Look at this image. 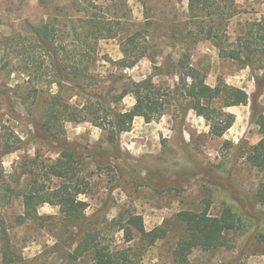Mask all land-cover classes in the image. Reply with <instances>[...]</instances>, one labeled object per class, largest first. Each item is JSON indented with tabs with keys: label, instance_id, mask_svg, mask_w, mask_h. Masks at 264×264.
I'll use <instances>...</instances> for the list:
<instances>
[{
	"label": "rangeland",
	"instance_id": "obj_1",
	"mask_svg": "<svg viewBox=\"0 0 264 264\" xmlns=\"http://www.w3.org/2000/svg\"><path fill=\"white\" fill-rule=\"evenodd\" d=\"M215 1L222 8L223 18L234 14L226 31L229 42L243 44L242 37L250 31L258 36L257 24L264 27V0ZM90 4L89 14L110 22L129 21L123 26L112 25L114 34L138 30L134 25L144 21V4L156 19L172 20L177 16L180 21L190 22L188 0H91ZM84 8L74 5V0H0V142L11 134L21 140L19 151L0 160L1 180L14 189L11 197L6 189L0 191V264L7 242L15 264H68L60 253L65 249L59 246L56 251L54 246L60 242V235L67 238L69 232L75 231L57 225L58 207L44 205L38 209L43 220L19 225L24 211L18 194L29 180L26 176L21 178L25 166L42 177L43 182L47 179L46 166L62 158L53 143L34 136V124L43 114L41 105H32L30 99L28 107L23 106L20 99L32 87L40 88L37 94L40 98L57 94L56 86L47 87L50 79L46 64L41 50L33 43L31 28L52 23L61 30L60 34H74L75 28L80 32L79 24L73 20L87 14ZM22 47L27 52L24 57L18 53ZM99 51L112 62L99 64L102 75L124 74L139 82L156 73L154 63L147 59L133 69H126L117 40L100 42ZM192 54L191 64L206 75L210 87L222 81L242 89L264 113V65L258 59L248 67L223 60L218 49L206 41L199 43ZM155 63L161 66L163 60ZM174 82L182 85L179 77L154 78L156 85L167 89H172ZM64 95L69 98L72 93L65 91ZM73 102L82 104L84 99L79 97ZM133 105L134 100L126 98L120 109H131ZM252 108L249 103L227 109L233 125L222 138H215L204 119L193 111L181 114L173 106L158 122L147 124L137 118L131 132L121 136L119 150L109 148L104 133L90 123L66 124L64 139L78 152L80 161L75 166L80 178L88 184L87 194L80 199L88 205L86 215L95 224L100 240L113 248L134 247L138 264H174V250L183 235L178 214L208 209L212 218H218L223 208L235 207L233 196L226 192L228 187L243 195H255L264 187V174L252 168L243 155L263 138L251 120ZM98 148L106 151L99 153L103 159L99 166L88 157L89 152ZM118 169L127 175L118 176ZM132 175L147 178L156 188L134 182ZM58 183L53 180L44 184L53 187ZM256 209L260 213L254 211L255 218L264 220L262 207L257 205ZM131 215L142 217L147 231L164 228L167 237L146 250L138 249L136 242L125 244L124 233L113 234L107 225L127 220ZM242 224L249 229L229 233L228 248L214 252L195 250L189 264H264V242L252 238L253 223L244 218Z\"/></svg>",
	"mask_w": 264,
	"mask_h": 264
},
{
	"label": "trees",
	"instance_id": "obj_2",
	"mask_svg": "<svg viewBox=\"0 0 264 264\" xmlns=\"http://www.w3.org/2000/svg\"><path fill=\"white\" fill-rule=\"evenodd\" d=\"M90 3L91 0H74V5L85 7L87 13L73 20L79 24L80 32L75 28L74 34H60L61 30L52 23L31 28L33 43L43 54L46 75L50 79L46 86H56L57 94L40 98L37 95L40 88L32 87L27 96L20 99V103L28 107L32 99V105H41L43 114L40 121L34 124V136L39 141L53 143L62 158L46 166L45 181H59L53 187L46 186L45 181L41 182L42 177L25 166L21 178L26 176L29 180L18 194L22 198L24 211L19 225L43 220L39 217L38 209L44 205L58 207L60 219L57 225L75 231L69 232L67 238L60 235V242L54 246L56 251L59 246L65 249L60 253L68 264H138L134 247L108 246L100 240L95 224H91V219L87 217L88 205L80 198L87 194L88 184L80 178L75 166L80 161L78 152L73 144L64 139L66 124L90 123L104 133L109 148L119 150L121 136L131 132L137 118L144 119L147 124L158 122L168 109L175 106V110L184 115L193 111L206 121L213 137L222 138L233 125V118L226 110L251 103V120L263 138L243 155L252 168L264 174V113L242 89L222 81L216 87H210L206 83V75L191 64L193 50L199 43L206 41L218 49L219 57L223 60L248 67L258 59L264 65V27L257 24L258 36L250 31L242 37L243 44L235 45L229 42L226 34L234 14L223 18L220 14L222 8L215 0H188L190 22L180 21L177 16L172 20L156 19L151 9L144 4V21L134 25L139 29L129 34H114L112 25L123 26L129 21L110 22L89 14ZM92 27L95 29L90 32ZM109 40L119 42L126 69H133L147 59L154 63L155 75L136 82L124 74H100L99 64L112 62L101 54L99 43ZM18 51L20 57L27 53L24 47ZM159 59L163 60L161 66L155 63ZM157 76L179 77L182 85L174 82L172 89L158 86L154 83ZM65 91L72 95L66 98ZM79 97L84 99L82 104L73 102ZM126 98H132L134 105L131 109L122 110L120 107ZM20 143L21 140L14 134L4 137L0 142V160L19 151ZM99 153L105 154L106 151L98 148L88 154L98 166L103 160ZM117 173L120 177L127 175L120 169ZM131 179L149 188H156L147 178L132 175ZM7 185L0 177V191L6 189L11 197L14 189ZM226 192L233 196L235 207L231 205L223 208L216 219L209 215L208 209L178 214L177 222L183 227V235L179 237L174 250V264H189L195 250L214 252L228 248L229 233L243 229L246 232L249 229L242 224L244 218L253 223L252 238L264 242V220H258L254 215L260 213L256 209L257 205L264 210V187L251 197L238 193L233 187H228ZM107 228L113 230V234L123 232L125 244L136 242L138 249L141 247L143 250L153 247L168 235L164 228L147 231L142 217L137 215H131L127 220L112 221ZM11 250L7 242L3 251V264L17 262Z\"/></svg>",
	"mask_w": 264,
	"mask_h": 264
}]
</instances>
